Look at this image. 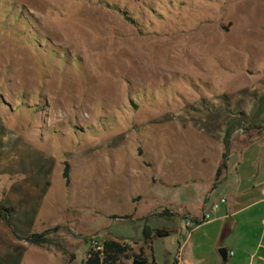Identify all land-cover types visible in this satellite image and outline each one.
Segmentation results:
<instances>
[{
    "label": "rangeland",
    "instance_id": "1",
    "mask_svg": "<svg viewBox=\"0 0 264 264\" xmlns=\"http://www.w3.org/2000/svg\"><path fill=\"white\" fill-rule=\"evenodd\" d=\"M263 134L264 0H0V264L136 244V213L195 204Z\"/></svg>",
    "mask_w": 264,
    "mask_h": 264
},
{
    "label": "crops",
    "instance_id": "2",
    "mask_svg": "<svg viewBox=\"0 0 264 264\" xmlns=\"http://www.w3.org/2000/svg\"><path fill=\"white\" fill-rule=\"evenodd\" d=\"M263 137L264 134L241 151L230 153L224 162L226 169L221 180L215 186L204 188L195 204L177 210L165 208L170 217L159 215L164 209L136 213L138 216L131 221L141 223V237L136 244L133 241L121 243L129 245L133 255L143 252L145 259H151L154 264V248L160 240H168L169 249H174V254L165 253L171 259L169 264H264V148L244 157L249 146ZM230 155H238L240 162L228 169ZM219 166L220 163L216 162V171ZM226 183L228 186L224 191L213 199L212 192ZM204 215L208 218L204 219ZM162 218L175 219L179 223L165 229L174 231L168 238H153L149 251L144 247L143 230H156L151 223ZM187 221L192 222L193 227L185 228ZM220 249L226 251L225 261L218 254Z\"/></svg>",
    "mask_w": 264,
    "mask_h": 264
},
{
    "label": "trees",
    "instance_id": "3",
    "mask_svg": "<svg viewBox=\"0 0 264 264\" xmlns=\"http://www.w3.org/2000/svg\"><path fill=\"white\" fill-rule=\"evenodd\" d=\"M226 166L224 163L220 164L217 168V171L214 174L213 178V186H215L222 178V174L225 171ZM62 178L64 180L65 187L69 186V166L67 164L64 165V170L62 173ZM12 214V210L10 209H2L0 208V217L4 216L5 219L10 221V216ZM160 216L170 217L171 214L168 210H161ZM132 216H125L119 218L117 216H109L110 220H122V219H131ZM173 230H165V229H156L154 231H150L147 228L143 230V243L144 247L147 250H151V243L153 238L157 239H165L168 238L171 234H173ZM25 243L29 246L35 248H45L51 245V240L48 237V232H44L42 234H31L25 239ZM102 244V254H93L90 250L86 254V258L82 264H128L131 263L132 259H139L147 264V260L143 256V252L139 255L131 254V248L129 245L125 243H121L115 240L106 239L100 242ZM154 264V262H151Z\"/></svg>",
    "mask_w": 264,
    "mask_h": 264
},
{
    "label": "built area",
    "instance_id": "4",
    "mask_svg": "<svg viewBox=\"0 0 264 264\" xmlns=\"http://www.w3.org/2000/svg\"><path fill=\"white\" fill-rule=\"evenodd\" d=\"M223 202L224 201L221 200V203H223ZM211 208H214V206H212ZM207 218H208V216L204 215V219H207ZM184 227L185 228H191V227H193V223L190 221H187V222H185ZM102 249H103V247H102V244L100 242L96 241L95 239L90 240V252L91 253L101 255ZM230 256H232V254H230Z\"/></svg>",
    "mask_w": 264,
    "mask_h": 264
},
{
    "label": "water",
    "instance_id": "5",
    "mask_svg": "<svg viewBox=\"0 0 264 264\" xmlns=\"http://www.w3.org/2000/svg\"><path fill=\"white\" fill-rule=\"evenodd\" d=\"M218 254L222 261H225L226 251L224 249L218 250ZM130 264H146L145 262L139 260V259H132Z\"/></svg>",
    "mask_w": 264,
    "mask_h": 264
}]
</instances>
